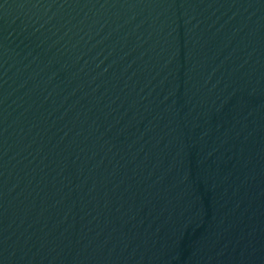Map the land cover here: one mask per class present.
Wrapping results in <instances>:
<instances>
[{"label":"water","instance_id":"95a60500","mask_svg":"<svg viewBox=\"0 0 264 264\" xmlns=\"http://www.w3.org/2000/svg\"><path fill=\"white\" fill-rule=\"evenodd\" d=\"M0 264H264V0H0Z\"/></svg>","mask_w":264,"mask_h":264}]
</instances>
